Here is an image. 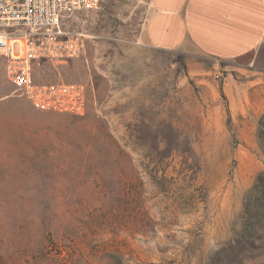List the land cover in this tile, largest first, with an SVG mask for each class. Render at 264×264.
Segmentation results:
<instances>
[{
	"label": "rangeland",
	"instance_id": "rangeland-1",
	"mask_svg": "<svg viewBox=\"0 0 264 264\" xmlns=\"http://www.w3.org/2000/svg\"><path fill=\"white\" fill-rule=\"evenodd\" d=\"M150 1L65 16L81 51L32 62L83 114L35 108L0 56V264H264V70L144 46Z\"/></svg>",
	"mask_w": 264,
	"mask_h": 264
},
{
	"label": "crops",
	"instance_id": "crops-1",
	"mask_svg": "<svg viewBox=\"0 0 264 264\" xmlns=\"http://www.w3.org/2000/svg\"><path fill=\"white\" fill-rule=\"evenodd\" d=\"M150 7L138 36L144 46L264 70V0H151Z\"/></svg>",
	"mask_w": 264,
	"mask_h": 264
},
{
	"label": "built area",
	"instance_id": "built-area-1",
	"mask_svg": "<svg viewBox=\"0 0 264 264\" xmlns=\"http://www.w3.org/2000/svg\"><path fill=\"white\" fill-rule=\"evenodd\" d=\"M96 0H0V56L15 91L39 110L83 114L86 88L82 83H37L32 62L42 57H69L82 49L80 34L62 37L65 16ZM220 72L215 73L221 78Z\"/></svg>",
	"mask_w": 264,
	"mask_h": 264
}]
</instances>
